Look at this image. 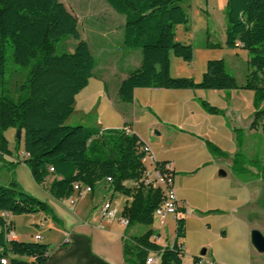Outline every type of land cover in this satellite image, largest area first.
Returning a JSON list of instances; mask_svg holds the SVG:
<instances>
[{
  "label": "trees",
  "instance_id": "obj_1",
  "mask_svg": "<svg viewBox=\"0 0 264 264\" xmlns=\"http://www.w3.org/2000/svg\"><path fill=\"white\" fill-rule=\"evenodd\" d=\"M123 16L121 46L140 52V64L119 83L117 99L130 103L133 91L141 88L168 90L228 91L237 89L234 77L222 59L208 60L201 79L171 77L169 58L184 63L192 60V46L176 40L175 30L187 23L181 0H105ZM227 49L247 52L242 90L254 93L256 106L264 99V0H226L224 4ZM71 37V51L57 45ZM14 65L27 69L25 95L0 93V164L11 155L4 132H19L23 153L19 162L28 169L33 182L57 200L70 197L73 184L94 188L105 178V189L126 197L122 217L126 230L145 228L136 236H126L122 254L132 264H145L150 254H159V264H181V249L161 247L152 240L153 210L161 202L156 189L143 188L138 180L143 171L142 142L121 129H102L96 109L75 110V97L93 75L94 59L80 40L76 19L59 0H0V90L6 80L7 48ZM206 47L216 48L218 43ZM207 111L212 108L202 104ZM264 134V105L252 115ZM27 154V157H23ZM165 165V162H159ZM52 169V171H50ZM104 184V183H103ZM49 215L44 202L23 192L10 180L0 185V214ZM9 227L0 216V260L6 264H47L48 246L40 241L7 238ZM183 236V219L176 221L175 237ZM196 260L195 258L193 261Z\"/></svg>",
  "mask_w": 264,
  "mask_h": 264
},
{
  "label": "crops",
  "instance_id": "obj_2",
  "mask_svg": "<svg viewBox=\"0 0 264 264\" xmlns=\"http://www.w3.org/2000/svg\"><path fill=\"white\" fill-rule=\"evenodd\" d=\"M225 1L192 0L184 6L181 0L180 5L189 8L192 16L200 6L205 14L200 28L204 36L201 49L210 50L206 47L209 43L220 45L222 60L237 89L141 88L133 91L130 103H122L116 95L118 85L138 68L140 52L124 50L118 44V80L110 82V76L104 73L105 63L98 68L95 63L92 77L75 97V110L88 113L95 108L96 121L102 129L126 126L128 133L148 145L157 162L170 167L177 202L186 212L183 236L175 237L176 222L166 216L162 224L155 222L166 224L164 240L154 229V222L151 238L161 247H179L181 264H194V258L201 264H264V253L256 252L250 243L252 230L264 237V134L260 123H252V115L264 105V99L256 106L254 93L241 89L247 66L241 68L238 60L247 62L248 56L243 49L224 46ZM187 25L188 18L186 25L176 27L177 41L188 43L192 39ZM217 31L223 39L214 42ZM121 33L122 29L119 38ZM193 51L192 48V56ZM107 58H114L111 52ZM210 58L203 54L202 73ZM170 65L171 57L169 71ZM202 104L214 111H207ZM22 153H11L4 164L14 171L13 181L18 187L47 204L56 220L44 214L23 216L27 231L23 235L10 232L12 239L26 242L40 235V242L48 246L50 254L47 264H132L122 254L126 236H135L121 223L126 197L106 190L101 183L82 196L73 192L68 198L54 199L33 182L28 169L19 162ZM107 200L116 211L112 220L100 217L101 205ZM96 206L98 211H92ZM13 218L7 214L8 221ZM171 225L174 236L169 240Z\"/></svg>",
  "mask_w": 264,
  "mask_h": 264
},
{
  "label": "rangeland",
  "instance_id": "obj_3",
  "mask_svg": "<svg viewBox=\"0 0 264 264\" xmlns=\"http://www.w3.org/2000/svg\"><path fill=\"white\" fill-rule=\"evenodd\" d=\"M65 9L76 19L77 30L80 36V40L84 41L89 48L91 56L94 58L96 67L102 66L105 63L106 70L104 73L106 76H110V82H115L118 80V44H121L120 35L118 32L122 29L124 19L123 16L116 13L105 0H59ZM192 0H183L181 5L190 3ZM203 1V0H201ZM198 0V2H201ZM184 10L188 18V27L191 30V40L188 42L192 48L193 56L190 63H184L180 59H175L171 57L170 65V75L174 77H185L192 78L194 81L201 79L202 70H201V60L203 54H208L210 59H222L224 54L221 53L219 47L209 48L210 50L201 49V43L204 40V36L200 31L201 23L205 19V14L201 11L200 6L194 11L195 15L192 16L191 10L184 7ZM193 10V8H192ZM213 38L214 42H219L223 39V36L218 31L215 33ZM75 41L71 38H65L60 41L57 45L58 51H71L75 45ZM103 48V50H101ZM123 48V47H122ZM124 49V48H123ZM126 50V49H124ZM108 52H111L113 55L112 58H107ZM6 58V75L5 78L9 82L4 86L0 93L5 96L13 95L23 96L25 92L22 91L21 86L25 84L26 71L27 69H22L14 65L11 61V49L8 47L5 53ZM121 58H124V55H121ZM120 61L122 59H119ZM240 63L239 66L242 68L246 66L244 59L240 58L238 60ZM226 65V64H225ZM4 136L8 141V148L10 149L12 155H16L18 151H22L21 142L19 143L16 138L17 134L14 129L9 128L4 132ZM10 180H14V171L8 169L6 164H0V185H6ZM24 180V179H23ZM118 197H114V201ZM67 205V204H66ZM68 206V205H67ZM97 210L98 207L92 209V211ZM23 216L26 215H15L12 222H10L9 232L16 233L21 235L27 230L25 229V219ZM156 221L154 220V223ZM166 223V222H165ZM172 224V223H171ZM154 229L159 230L161 237L164 240V230L166 224L159 225L158 223L154 224ZM153 226V225H152ZM145 231V228L141 226H136L135 228L129 229L127 232L133 235H140ZM169 240L174 236V227L169 226ZM23 235V234H22Z\"/></svg>",
  "mask_w": 264,
  "mask_h": 264
},
{
  "label": "built area",
  "instance_id": "obj_4",
  "mask_svg": "<svg viewBox=\"0 0 264 264\" xmlns=\"http://www.w3.org/2000/svg\"><path fill=\"white\" fill-rule=\"evenodd\" d=\"M141 152H142V165L143 171L138 180V185L143 188L156 189L161 193V202L160 204L153 210L152 216L153 220L162 224L163 219L166 216H171L175 222L178 220H182L185 211L181 209L179 203L177 202L174 190V174L171 171L170 167L165 164L161 165L157 162L151 154L150 148L148 145L142 143L141 144ZM27 154H23V157H27ZM147 161V165L145 163ZM52 171V169H50ZM111 182L110 178H105L102 183L109 184ZM73 191L78 195L82 196L85 193L91 191L89 186L73 184ZM8 213H1L0 216L5 220V227H10V221L7 220ZM116 215V211L113 208L111 201H104L100 208V217L105 220H112ZM121 223L123 226H127V220L125 218H121ZM10 230V229H9ZM7 233V238L9 240H13L12 237ZM33 241H40V235H34L32 237ZM16 241V240H15ZM179 248V247H178ZM159 260V254H150L146 259L145 264H154ZM0 264H6L5 259L0 260ZM194 264H201L199 260H194Z\"/></svg>",
  "mask_w": 264,
  "mask_h": 264
},
{
  "label": "water",
  "instance_id": "obj_5",
  "mask_svg": "<svg viewBox=\"0 0 264 264\" xmlns=\"http://www.w3.org/2000/svg\"><path fill=\"white\" fill-rule=\"evenodd\" d=\"M19 137V132L17 131V138ZM250 243L254 250L258 253H264V237L257 230H252L250 232ZM204 252H201L203 255Z\"/></svg>",
  "mask_w": 264,
  "mask_h": 264
}]
</instances>
